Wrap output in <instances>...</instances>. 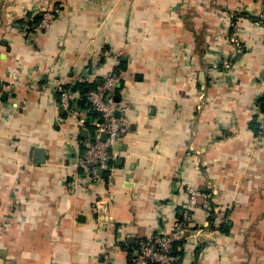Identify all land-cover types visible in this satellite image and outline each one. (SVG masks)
I'll use <instances>...</instances> for the list:
<instances>
[{
    "label": "crops",
    "instance_id": "crops-1",
    "mask_svg": "<svg viewBox=\"0 0 264 264\" xmlns=\"http://www.w3.org/2000/svg\"><path fill=\"white\" fill-rule=\"evenodd\" d=\"M263 5L0 0V264H97L105 247L131 264L140 240L182 219L188 186L216 194L209 210L198 199L182 264H264ZM51 9L36 32L29 18ZM120 61L128 130L113 171L90 182L73 163L93 130L56 88L83 97L86 69L103 77Z\"/></svg>",
    "mask_w": 264,
    "mask_h": 264
},
{
    "label": "built area",
    "instance_id": "built-area-1",
    "mask_svg": "<svg viewBox=\"0 0 264 264\" xmlns=\"http://www.w3.org/2000/svg\"><path fill=\"white\" fill-rule=\"evenodd\" d=\"M59 12V11H58ZM57 10L51 9L40 14V23L37 29L47 28L56 18ZM256 21L264 28V5L261 13L256 16ZM236 44V39L231 38ZM110 56V55H109ZM107 58V57H106ZM108 59L118 60V55L110 56ZM227 67L228 65L225 64ZM99 80L93 89L89 90L83 97L78 94L74 96L69 90L57 84L56 91L59 94V103L67 116L75 120L76 125L83 129L93 130L92 137L83 140V152L77 157L73 165L80 171V175L90 181L100 180L99 171L109 174L113 171L112 162L116 159L119 146L124 134L127 133L129 123L126 119L118 117L117 114L126 108L116 97L119 94L121 84L120 75L110 72L99 76L94 68L86 69L76 82L79 84L93 83ZM32 89H38L37 85H32ZM0 92V113L2 111V101ZM84 100V106L78 104ZM260 136L264 135V91L261 109L258 115ZM103 136L106 138L103 140ZM188 199L183 207V216L179 221H175L167 233L150 235L138 242L137 255L130 259L131 264H174L179 257L174 254L177 250L176 244L184 240L185 234L201 232L191 230L192 212L198 206V199L203 198V208H211V200L216 194L214 189L208 193L200 192L197 188L188 186L186 188ZM98 206L99 202H94ZM199 234V233H198ZM187 238V237H186ZM97 264H114V253L112 248H101L97 256Z\"/></svg>",
    "mask_w": 264,
    "mask_h": 264
},
{
    "label": "trees",
    "instance_id": "trees-1",
    "mask_svg": "<svg viewBox=\"0 0 264 264\" xmlns=\"http://www.w3.org/2000/svg\"><path fill=\"white\" fill-rule=\"evenodd\" d=\"M29 22L32 24L35 21H39L40 20V14L36 15V16H32L31 18H29ZM28 22V23H29ZM125 63L120 61L119 65L116 67V69H114V72L120 73L119 71L125 70ZM97 85L96 82L93 83H86V84H79L77 85L75 88H78L82 91V93L85 92L86 89H92ZM81 106H84V100L80 103ZM255 131H257V129H255ZM213 215V213L211 214ZM211 218V216H209ZM227 226L222 225L221 229L222 231H226ZM185 240H181L176 244V247L182 246ZM197 252H199V250H197ZM177 256H179V259L174 263V264H182V255H183V248L179 249V251L175 250V253Z\"/></svg>",
    "mask_w": 264,
    "mask_h": 264
},
{
    "label": "rangeland",
    "instance_id": "rangeland-1",
    "mask_svg": "<svg viewBox=\"0 0 264 264\" xmlns=\"http://www.w3.org/2000/svg\"><path fill=\"white\" fill-rule=\"evenodd\" d=\"M59 14H61V12H58V13L56 14V16L59 15ZM55 18H56V17H55ZM53 21H54V20H53ZM38 25H39V23H37L36 26H35V31H36V32H38V31H37V30H38V29H37ZM211 202H212V200H211ZM230 208H231V206H230ZM222 213H223V212H222ZM210 215H211V214H210ZM210 215H209V216H210ZM221 215H222V214H221ZM212 216H213V215H211V217H212Z\"/></svg>",
    "mask_w": 264,
    "mask_h": 264
},
{
    "label": "water",
    "instance_id": "water-1",
    "mask_svg": "<svg viewBox=\"0 0 264 264\" xmlns=\"http://www.w3.org/2000/svg\"><path fill=\"white\" fill-rule=\"evenodd\" d=\"M105 138H106V136H103V138H102V139L104 140ZM115 148H117V147H115ZM185 236H186V235H185Z\"/></svg>",
    "mask_w": 264,
    "mask_h": 264
}]
</instances>
